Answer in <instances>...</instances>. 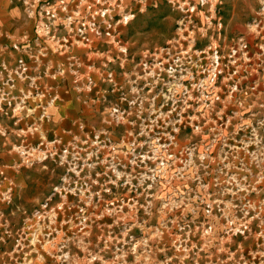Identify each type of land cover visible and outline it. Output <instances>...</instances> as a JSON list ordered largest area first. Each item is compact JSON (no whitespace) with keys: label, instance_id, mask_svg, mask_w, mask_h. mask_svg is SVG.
I'll return each mask as SVG.
<instances>
[{"label":"rangeland","instance_id":"rangeland-1","mask_svg":"<svg viewBox=\"0 0 264 264\" xmlns=\"http://www.w3.org/2000/svg\"><path fill=\"white\" fill-rule=\"evenodd\" d=\"M0 264H264V0H12Z\"/></svg>","mask_w":264,"mask_h":264},{"label":"crops","instance_id":"crops-1","mask_svg":"<svg viewBox=\"0 0 264 264\" xmlns=\"http://www.w3.org/2000/svg\"><path fill=\"white\" fill-rule=\"evenodd\" d=\"M12 0H0V37H5L8 34L22 35V29H15L13 25L14 13L11 10L13 6Z\"/></svg>","mask_w":264,"mask_h":264}]
</instances>
